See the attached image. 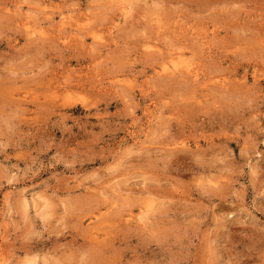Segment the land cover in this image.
Returning a JSON list of instances; mask_svg holds the SVG:
<instances>
[{"label":"rangeland","instance_id":"1","mask_svg":"<svg viewBox=\"0 0 264 264\" xmlns=\"http://www.w3.org/2000/svg\"><path fill=\"white\" fill-rule=\"evenodd\" d=\"M0 264H264V0H0Z\"/></svg>","mask_w":264,"mask_h":264}]
</instances>
